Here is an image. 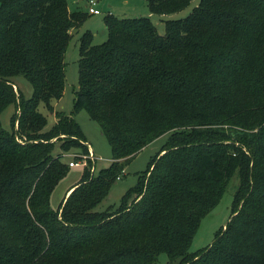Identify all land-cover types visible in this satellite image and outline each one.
Returning <instances> with one entry per match:
<instances>
[{"label":"trees","instance_id":"1","mask_svg":"<svg viewBox=\"0 0 264 264\" xmlns=\"http://www.w3.org/2000/svg\"><path fill=\"white\" fill-rule=\"evenodd\" d=\"M163 14L190 0H145ZM67 0H0V264H264V0H199L157 32L148 16L103 20L106 38H79L73 112L106 136L108 167L85 166L54 210L49 197L84 136L54 110L64 51L86 17ZM26 78L32 95L14 89ZM43 103L55 116L47 126ZM16 122V127L14 123ZM168 133L114 208L95 210L126 163ZM238 171L232 213L189 252L201 218Z\"/></svg>","mask_w":264,"mask_h":264},{"label":"rangeland","instance_id":"2","mask_svg":"<svg viewBox=\"0 0 264 264\" xmlns=\"http://www.w3.org/2000/svg\"><path fill=\"white\" fill-rule=\"evenodd\" d=\"M95 7L99 13L88 12L85 4L88 0H67L69 9H74L78 5L86 11V17L82 23L72 30V35L64 51V86L63 92L59 99L54 100V110H61L66 114L72 115L78 122L79 127L85 138L82 148H70L63 160L66 165L70 160H78L75 166H67V172L54 186L49 197L50 206L56 210L61 200L64 198L68 188L78 182L85 168L97 174L101 168L108 167L111 161V149L106 136L100 131L97 123L91 120L84 109L73 112V100L75 91L78 86V46L79 38L86 30H90L93 34L92 43L98 44L107 36V30L104 23V16L110 12L117 17L131 16H148L154 23L157 32L163 34L165 32V20L186 16L199 0H190L189 3L180 10L157 14L150 12L145 0H95ZM14 89L19 88L24 98L32 95V87L30 82L18 76L15 81ZM38 110L47 118V126L51 125L55 116L50 113L46 106L41 102ZM18 110L13 104H9L0 114L2 126L10 129V118L16 117ZM16 127V122L14 123ZM168 137V133H164L149 144L141 148L124 166L123 173L110 187L107 195L94 207L95 210H105L107 208L116 207L121 199L122 194L127 188L134 185L138 175L146 168L151 158L160 151L164 141ZM90 149V150H89ZM238 171L228 179L226 187L221 194L218 202L213 208L201 218L199 227L192 237L189 252H194L202 247L210 244L216 232L224 227L232 213L233 196L238 186ZM167 261L165 253H160L158 263L164 264Z\"/></svg>","mask_w":264,"mask_h":264},{"label":"built area","instance_id":"3","mask_svg":"<svg viewBox=\"0 0 264 264\" xmlns=\"http://www.w3.org/2000/svg\"><path fill=\"white\" fill-rule=\"evenodd\" d=\"M95 0H88V2L85 4V7L87 8L88 12L90 13H99V10L95 7ZM90 150V149H89ZM79 163L78 160H70L68 162L69 166H75Z\"/></svg>","mask_w":264,"mask_h":264},{"label":"crops","instance_id":"4","mask_svg":"<svg viewBox=\"0 0 264 264\" xmlns=\"http://www.w3.org/2000/svg\"><path fill=\"white\" fill-rule=\"evenodd\" d=\"M67 193H68V192H67ZM67 193H66V194H67ZM66 194H65V195H66Z\"/></svg>","mask_w":264,"mask_h":264}]
</instances>
